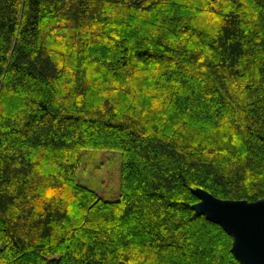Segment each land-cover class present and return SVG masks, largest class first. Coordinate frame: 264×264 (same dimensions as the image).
<instances>
[{
	"label": "trees",
	"instance_id": "16d2710c",
	"mask_svg": "<svg viewBox=\"0 0 264 264\" xmlns=\"http://www.w3.org/2000/svg\"><path fill=\"white\" fill-rule=\"evenodd\" d=\"M196 189L264 197V0H0V264H241Z\"/></svg>",
	"mask_w": 264,
	"mask_h": 264
},
{
	"label": "water",
	"instance_id": "95a60500",
	"mask_svg": "<svg viewBox=\"0 0 264 264\" xmlns=\"http://www.w3.org/2000/svg\"><path fill=\"white\" fill-rule=\"evenodd\" d=\"M199 217L219 225L232 238V254L241 264H264V197L256 202L223 200L211 193L192 191Z\"/></svg>",
	"mask_w": 264,
	"mask_h": 264
},
{
	"label": "rangeland",
	"instance_id": "374dc122",
	"mask_svg": "<svg viewBox=\"0 0 264 264\" xmlns=\"http://www.w3.org/2000/svg\"><path fill=\"white\" fill-rule=\"evenodd\" d=\"M121 168L120 151L89 150L83 153L78 181L99 193L104 200L116 201L120 197Z\"/></svg>",
	"mask_w": 264,
	"mask_h": 264
}]
</instances>
